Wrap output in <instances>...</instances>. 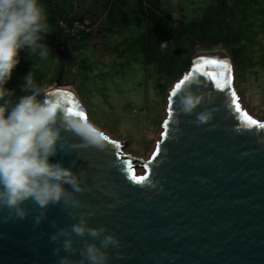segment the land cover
<instances>
[{
  "label": "water",
  "instance_id": "obj_1",
  "mask_svg": "<svg viewBox=\"0 0 264 264\" xmlns=\"http://www.w3.org/2000/svg\"><path fill=\"white\" fill-rule=\"evenodd\" d=\"M204 72L214 73L223 88ZM185 76L190 78L184 81ZM189 83L190 90L205 99L186 114L180 110L178 91ZM46 90L60 98L65 111L71 107L86 117L77 97L60 80ZM233 92L231 62L225 55L194 57L189 72L169 93L166 135L148 160H132L143 174L129 167L118 140L104 136L108 139L103 147H97L71 131L62 132L65 149L51 162L60 161L80 175L86 188L79 194L83 207L50 205L39 226L34 225L38 209L32 201L24 205L27 219L4 222L6 210L0 215V264H58L64 255L78 262L79 253L56 255L54 248L61 242L54 244L50 237L76 223L81 212L93 213L90 226L105 227L119 239L120 246L109 250L110 264H264V128L259 127L264 122L244 110ZM201 112L210 113L204 123L198 122ZM133 173L147 180L134 183ZM74 240L81 249L85 240L99 243L88 235H74Z\"/></svg>",
  "mask_w": 264,
  "mask_h": 264
},
{
  "label": "rangeland",
  "instance_id": "obj_2",
  "mask_svg": "<svg viewBox=\"0 0 264 264\" xmlns=\"http://www.w3.org/2000/svg\"><path fill=\"white\" fill-rule=\"evenodd\" d=\"M104 1L66 0L65 8L71 9L75 23L83 25L81 36L87 37L88 42L78 50L71 44L57 43L49 55L53 83L45 82L42 88L46 90L60 80L61 86L77 97L86 119L104 136L124 144L122 156L130 159L138 174H143L144 169L132 160L142 163L139 159L148 160L153 155L164 131L169 93L189 71L175 81L163 80L165 84L158 85L155 71L145 57L140 52H132L136 48L132 41L148 28V7L159 5L163 10L170 6L173 17L181 21H201L208 7L220 0H126L123 12L126 23L117 17L122 11L115 9L117 27H113ZM225 1L228 6L235 2ZM240 1L241 7L246 8V16L239 12L237 17L238 10L233 8L237 18L230 27L244 26L232 31L229 41L226 38L219 43L194 41L187 46L192 60L208 52L225 55L231 62L232 85L240 106L264 122V0ZM213 20L216 22L218 18ZM238 38L243 40L241 44L245 48V51L242 49L243 68L233 58Z\"/></svg>",
  "mask_w": 264,
  "mask_h": 264
},
{
  "label": "clouds",
  "instance_id": "obj_3",
  "mask_svg": "<svg viewBox=\"0 0 264 264\" xmlns=\"http://www.w3.org/2000/svg\"><path fill=\"white\" fill-rule=\"evenodd\" d=\"M48 33L42 0H0V215L8 212L3 215L4 222L27 219L29 210L24 206L27 201L38 209L35 226L47 218L50 205L72 210L83 207L79 194L86 188L80 175L60 161L51 162V158L65 149L62 132L71 131L86 144L97 147H103L105 140L103 133L82 114L65 111L60 98L54 99L35 82L33 72L24 77L22 86L29 94L13 102L14 90L6 84L20 63V51L27 48L33 56L48 57L50 49L42 43ZM191 88L189 83L178 91L180 110L186 114L193 113L205 99ZM54 95L59 97L58 93ZM209 118L210 113L198 114L200 123ZM92 215L81 212L76 223L52 233L50 241L61 242L54 248L56 255L63 251L79 253L81 257L74 262L70 255L59 256L58 264H110L109 250L119 247L120 241L107 228L90 226L88 217ZM74 235H88L99 243L85 240L83 248H77Z\"/></svg>",
  "mask_w": 264,
  "mask_h": 264
},
{
  "label": "trees",
  "instance_id": "obj_4",
  "mask_svg": "<svg viewBox=\"0 0 264 264\" xmlns=\"http://www.w3.org/2000/svg\"><path fill=\"white\" fill-rule=\"evenodd\" d=\"M104 2L106 13L113 27H117V18L114 15L115 9L122 11L117 17L120 16L123 22L126 23V18L123 14L126 9V0H106ZM240 2V0H235L231 6H228L225 0H220L208 7L201 21L188 22L173 17L170 6L164 7L163 10L160 9L159 5L148 7L146 15L148 28L140 37L132 41L136 47L132 52H140L145 57L155 71L158 85H162L163 80L164 82L175 81L189 71L192 66V57L187 43L194 41L205 42L206 40L219 43L223 38L229 41L232 31L244 26L243 24L230 27L233 20L240 16L239 12L246 16V8L241 7ZM42 4L47 14L48 30L50 32L45 34L42 43L49 47L51 54L57 43L60 45L71 44V47L77 50L86 46L87 37L81 36L84 27L79 22L75 23L72 20L71 9L65 8L66 0H42ZM233 8L238 10L237 17L233 13ZM214 18H218V20L215 22ZM215 35L217 37L214 38ZM164 42H167V44L161 47ZM235 42L238 45L233 49L234 62L238 67L243 68L244 57L242 49L245 51L241 44L243 40L238 38ZM19 55L20 63L14 68L12 77L6 84L8 89L14 90L13 102L15 98L29 94L22 87L25 83L24 77L29 72H33L35 82L41 87H43L45 82L51 85L53 83V74L49 73V56L40 59L37 56H33L27 48L22 49ZM59 68L61 67H56L55 71L59 70Z\"/></svg>",
  "mask_w": 264,
  "mask_h": 264
},
{
  "label": "snow or ice",
  "instance_id": "obj_5",
  "mask_svg": "<svg viewBox=\"0 0 264 264\" xmlns=\"http://www.w3.org/2000/svg\"><path fill=\"white\" fill-rule=\"evenodd\" d=\"M205 63H206V64H211V65L221 64V65H223V67H225V68H228V67H229V66H228L225 62H223V61H217V60H206ZM203 74L206 75V76H208V77H211L213 80H215V82H216V87H217V88H220V89L223 88V85H221V84L219 83V80L216 79V76H215L214 73H212V72H204ZM221 75H223V73H221ZM189 78H190L189 76H185V77H184V81H187ZM182 83H183V81H181L180 84H177V85H176V88L179 89V88L181 87V84H182ZM67 95L70 96V94H67ZM172 95L175 96L176 93L173 92ZM233 96H235V93H234V92H233ZM237 110H239V106H238V105H237ZM67 111L70 112V113H78V114H82V115L84 116V113H83V112H73V109H72L71 107H69V108L67 109ZM84 118H86V117H84ZM247 119H248V121H249L252 125H257V124H258L257 121L252 120L250 117H247ZM259 127L264 128V123L259 124ZM162 135H166V134H165V133H162ZM107 139H108V138L105 137V140H107ZM129 167H130V162H129ZM130 178L133 180L134 183H137V184H142V183H144V182L147 180V177H146V176L136 177L134 173L132 174V176H131Z\"/></svg>",
  "mask_w": 264,
  "mask_h": 264
}]
</instances>
